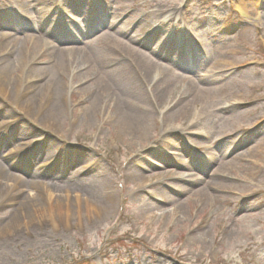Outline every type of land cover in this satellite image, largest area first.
<instances>
[{"label": "rangeland", "instance_id": "374dc122", "mask_svg": "<svg viewBox=\"0 0 264 264\" xmlns=\"http://www.w3.org/2000/svg\"><path fill=\"white\" fill-rule=\"evenodd\" d=\"M9 1L4 44L32 35L84 54L53 67L45 46L0 52V67L15 68L12 88L26 89L21 103L40 102L50 79L65 109L50 128L0 95V124L16 123L0 128V264H264V0ZM101 104L107 113H96ZM43 141L49 153L36 151ZM65 154L79 158L64 164ZM13 181L27 194L35 181L81 195L101 214L87 225L67 209L29 222L40 207L10 196ZM10 217L19 227L6 234Z\"/></svg>", "mask_w": 264, "mask_h": 264}, {"label": "bare ground", "instance_id": "6f19581e", "mask_svg": "<svg viewBox=\"0 0 264 264\" xmlns=\"http://www.w3.org/2000/svg\"><path fill=\"white\" fill-rule=\"evenodd\" d=\"M18 1H22V0H18ZM5 2L10 3L9 0H0V4H4ZM28 2V0H27ZM239 11H243L244 7L242 6V4L240 5V7H238ZM10 39V37L8 38L7 34L4 33H0V52H6V54H11L13 51V47L8 49V45H10L11 43L13 44H24L23 47L25 48V45H30V49H38V51H40L42 49V47L44 46V40L41 37H37L34 38L32 35H23V38H16V41L14 39L10 40V42H8L7 44H4L3 41ZM104 39V38H103ZM104 41H109V38L104 39ZM103 44V43H102ZM107 46L106 44H104V49L106 50ZM46 50H50V56H49V61L51 62V64L53 65V67L55 66H61L62 65V60L66 55L67 57L70 56L71 54L75 57H80L82 56L84 53L80 52V51H75V50H71L69 48L64 49V48H60L58 46H47ZM132 48L128 47L126 49L127 53H132ZM133 54V53H132ZM134 57L135 60H137L142 66H148L151 63L152 59L151 56L149 55H142V54H138V53H134ZM94 58L96 60L100 59L96 56H94ZM21 63L19 66V69H21V64H26V57H25V53L23 51H21ZM22 64V65H23ZM65 64V68L67 65V62L64 61ZM15 68L8 66L6 63L0 67V95H3L5 97L4 100H8L14 104H11L14 106V109L16 110V113L19 114L20 116H23V114L25 116L28 115V118L30 121H34V116L30 117L29 114H27L28 112L32 111L33 114L40 116L41 119H45V123L47 124H43V126H52L55 125V123H58L59 121L57 119L59 116V110L62 108L63 111L65 112L64 109V104L61 102H53L52 98L55 95V90H56V81H51L50 79H48L46 81V83H44V87L41 90V101L40 102H34L32 103V101L30 100H25L21 103V96L25 93L26 89L24 90V92L20 89V88H12V85L15 84ZM14 75V76H13ZM15 77V78H14ZM105 80V79H104ZM106 81V80H105ZM107 82V81H106ZM58 84V83H57ZM59 84H61V82H59ZM11 85V86H10ZM202 92L206 93V94H215V92H217L216 89H205L202 90ZM106 100V99H103ZM19 101V102H18ZM107 101V100H106ZM16 102H18L17 104H15ZM33 104V106H32ZM45 104H47V109H43ZM32 106V107H31ZM100 111L102 113H107L108 111V106H102V104L99 106V108L97 109L96 113L98 112V114L100 113ZM133 117V113L129 112V111H125L124 113V117L121 118V124L123 126L127 125L128 120H131V118ZM88 118V115H87ZM127 119V120H126ZM13 121H15V116H13V118L11 120H6L4 119V121H2L3 123L0 124V128L3 130H7V127L10 126V124H16L13 123ZM75 121V120H74ZM127 121V122H126ZM145 119L142 116L137 115L136 116V121L134 123V126L138 127L137 131L140 135H142L144 133V130L146 129L145 124ZM50 125V126H49ZM129 125V122H128ZM53 127V126H52ZM51 128V127H50ZM18 137V136H16ZM8 137H4L3 139H7ZM37 145L40 146V148L36 151L40 152V153H49L50 152V145L48 143H46V141L43 142H39ZM26 146H30V144H26ZM40 150V151H39ZM79 158V154L78 155H69V154H65L63 156H61L62 158V162L64 164H69L72 162H75L77 158ZM6 160V159H4ZM48 160V159H47ZM47 160H43V161H47ZM17 159H11L9 161L6 160V163L8 166H16L17 164ZM43 165H45V163H43ZM19 166V163H18ZM51 166V165H49ZM26 174H28L27 176H34L35 174H38V170H33L30 168L26 169ZM0 190L5 186V181L7 179V172L4 168V166L2 165V163L0 162ZM15 179V177H14ZM182 179L181 181H183V183L185 185H194V183L189 182V181H185V179ZM21 181V180H20ZM11 182V180H10ZM9 184L6 185V187H8L10 185ZM17 181H13V183L10 186V190L12 191L10 196L14 197V196H21L20 199H25L27 203H31L36 205L38 209L37 211V215L35 216H30V220H28L29 222H31L32 220H39V219H47L50 218V216L52 217V214H58L59 211H61V213L59 215H62V219H64L65 217H63L64 213H65V209L69 211H72L76 214V220L81 221L83 215H85L84 219L87 220L85 225L92 223L97 216H99L100 213V209L99 206L95 205V202L93 200L91 201H83L81 203V198L82 196H78L75 195L74 197H71V195H67V191H64L63 194L61 196H53L52 192L49 191L48 193L46 192H41V191H37V187L38 185L37 182L35 181H31L29 184V188L31 189V191H34V193L32 194H27L25 192H21L17 189ZM21 184V183H20ZM206 188L209 187L207 185H205ZM19 188V187H18ZM169 188V186H168ZM197 191L199 192V194L202 195H206L207 193L204 192V188H199L197 189ZM67 192V193H66ZM43 194V195H41ZM88 195V194H87ZM106 198V196H105ZM83 199V198H82ZM85 200V199H84ZM43 206H45L43 208ZM63 207V208H62ZM70 207V208H69ZM63 212V213H62ZM84 213V214H82ZM82 214V215H81ZM46 217V218H45ZM59 218V217H57ZM13 220H15L13 217L8 218L7 220H5V226L2 228L4 230V232L6 234L8 233H12L14 230H16L17 227H19V223L17 224L16 222H14V224L12 226H9L7 224V222L12 223ZM48 220V219H47ZM54 223H56V217L53 218ZM82 222V221H81ZM84 223V222H83ZM3 232V231H2ZM4 234V233H3ZM203 236H201L200 238L202 239Z\"/></svg>", "mask_w": 264, "mask_h": 264}]
</instances>
